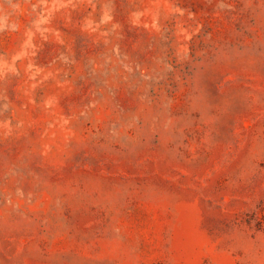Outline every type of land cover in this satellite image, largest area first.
Listing matches in <instances>:
<instances>
[{
	"label": "rangeland",
	"instance_id": "374dc122",
	"mask_svg": "<svg viewBox=\"0 0 264 264\" xmlns=\"http://www.w3.org/2000/svg\"><path fill=\"white\" fill-rule=\"evenodd\" d=\"M0 264H264V0H0Z\"/></svg>",
	"mask_w": 264,
	"mask_h": 264
}]
</instances>
